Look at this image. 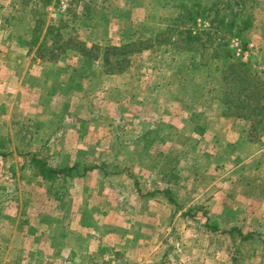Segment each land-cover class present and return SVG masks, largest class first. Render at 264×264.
I'll return each mask as SVG.
<instances>
[{"label":"rangeland","instance_id":"1","mask_svg":"<svg viewBox=\"0 0 264 264\" xmlns=\"http://www.w3.org/2000/svg\"><path fill=\"white\" fill-rule=\"evenodd\" d=\"M27 1L24 12L21 0H0V41L4 48L20 49L16 38L20 31L25 42L34 34L37 40L33 49L49 51L52 45L60 44L54 46L58 56L55 60H48V53L43 55L47 64L45 79L35 90V95L45 101L48 126L38 133L29 149L26 139L17 135L0 137V163L4 166L0 168V264H14L23 257L22 251L9 250L8 244L14 229L26 227L23 222L27 221L37 225L36 233L42 231L39 241L34 235L25 242L17 236L14 245L11 243L12 247H24L27 262L35 257L34 247L42 242L41 247L51 255L60 245L67 248L63 254L76 249L81 255L63 264H264V122H255L264 108L253 111L257 100L264 96V88L256 89L264 83V0H241V7L235 6L239 0H68L67 10L60 14L55 13L58 0H49L43 25L36 30L27 17L31 0ZM197 3L212 6L203 10ZM231 5L235 13L242 12L238 14L241 19H234L235 33L242 20L250 21V27L239 32L240 37H229L225 30L219 33L211 25L215 14H228L226 8ZM190 12L194 18L188 21ZM60 19L68 25L61 31L63 38L55 37L54 31L46 35L48 25H58ZM23 28L29 31L25 35ZM185 31L195 36L190 50L183 42L176 43L180 42L177 32ZM68 33L75 46L80 43L81 49H94L98 56L95 63L85 62L86 69H81L78 50L65 42ZM138 37L149 39L142 41L150 47L132 53L125 62L120 58L116 61L112 55L114 67L105 66L109 47H122ZM154 38L157 43L149 42ZM213 52H218L222 60L213 59ZM199 68L204 72L199 73ZM58 69L62 73L53 76ZM68 73L73 80L65 89L63 82ZM12 92L0 86V103L16 102L13 95L6 96ZM4 109L0 107V117L6 119L8 112ZM19 116L14 114V120L20 121ZM60 123L61 136L53 133ZM70 123L89 138L99 137L97 142L104 148L107 141L110 153L82 160L91 167H104L105 173L108 170L106 179L112 183V194L127 192L131 180H136L143 195H152L154 203L143 210L142 218L134 213L139 205L133 206L135 203L125 198L120 203L117 199L106 201L108 206L92 201L96 213H103L95 222L86 214L76 217L82 210L79 202L74 207L69 203L65 209L63 198L85 188L81 169V180H73L76 175L65 180L68 192L61 200L54 202L41 194L44 191L54 197L60 178L51 185L31 169H24L26 158L22 153L45 145L41 156L52 167L65 163L66 158L73 162L72 156L65 153L77 145L66 133L68 127L64 125ZM15 124L11 123L10 129ZM19 130L20 126L15 129ZM117 133L120 138L106 139ZM141 133L147 136L137 144L136 155L130 157L135 137ZM124 140L127 144L118 150L116 147ZM125 157L129 159L125 161ZM140 166L152 169L141 170ZM124 175L130 181L128 185ZM89 178L96 180L94 174ZM167 188L173 203L158 194ZM140 202L147 203L144 199ZM18 213L16 225L14 216ZM126 213L134 221L154 224L158 229L136 228L138 237L124 240L119 233H110L93 241L104 249L100 252L105 257L110 253L106 261L100 253L91 259L85 257L76 241L81 238L86 242L91 233L99 232L98 221L102 225L116 221L117 226H125ZM56 230L62 241L52 239ZM105 230L103 227L102 232ZM131 243L142 248L132 253L128 250ZM29 247L33 249L30 255ZM53 262L52 258L46 264Z\"/></svg>","mask_w":264,"mask_h":264},{"label":"crops","instance_id":"2","mask_svg":"<svg viewBox=\"0 0 264 264\" xmlns=\"http://www.w3.org/2000/svg\"><path fill=\"white\" fill-rule=\"evenodd\" d=\"M254 1L256 2L259 0H254ZM208 3H210V1ZM211 6L212 5L208 6L207 4H203L202 6L200 5L199 8L202 7L203 10H206V9L209 10V8L211 9ZM10 36L11 35L9 34L8 37L10 38ZM261 37H262V41H264V32L262 33ZM1 43H4V42L0 41V75L3 74L4 76L0 77V86L4 85L5 89L9 90V92L13 91L11 94H8V95L6 94V96L11 97V95H13L16 102L15 101L12 102V105L9 104V101H6V100L2 101L0 103V107L4 106V107H6V109L10 108L12 106V109H11L12 111L11 110L7 111L6 109H4V113L8 112V114H7L8 116L6 117V119L5 118L3 119L2 116L0 117V137L8 136V135H10V137H14L15 135H17V137L19 139H21V138H23L24 140L26 139L24 141V143H25V146H27V148L29 149V148H32L33 143L35 142V140L38 136V133H41L45 129V127L48 126V125L45 126L46 121H47L46 120L47 119V117H46V106L44 105L45 101L42 98V96L37 97L35 95V90L39 89L38 87H39L40 82L44 81V79H45L44 70H45V68H47V64L43 60L44 57L43 58L40 57V55H39L40 52L37 49L28 50L26 48L20 47L19 45H17V47H19L20 49H17L14 47H11L9 49H5L3 44H1ZM15 51H17V52H15ZM21 61H22V64H21ZM25 61H27L26 64H25ZM35 66L37 68L36 71L34 70ZM33 71H34L35 75L33 74ZM31 111H35L34 114L33 113L31 114ZM18 113L21 114L22 117H20V116L18 117L20 121H15L13 115L18 114ZM25 122H28L29 124H33L34 126L33 125L26 126V125H24ZM6 123H8V124H6ZM11 123L12 124L17 123L18 125L15 124L10 129ZM61 125L63 126V124H61V123L57 125L58 129H55L53 132V133H55V135L61 136V134L63 132L60 128ZM84 125L85 124H83L82 127H84ZM18 126H20V130L16 132L15 129ZM30 126H31V128H30ZM64 126L68 127V130L66 132V133H68L67 136H72V139L76 140V143H77L76 147L68 148L65 152L66 154L72 156L71 160H73V162H74V160H77V159L93 160L94 158H97L98 156L100 157V154H101V156H103L104 152H106L107 154H108V152L109 153L111 152L110 147H107L108 146L107 141H106V148H104V146L102 147V145H100V143L97 142L99 137L98 138H89L88 135L85 133V131H82L81 129L79 130V128H77V125H75L74 123H70V125H64ZM104 134H106V133L104 132ZM67 136H65L63 139H66ZM115 136H117V137H115ZM115 136L114 137H112V136L107 137L106 136V139L120 138L119 137L120 135L118 133ZM146 136L147 135L145 133H141L140 135L135 137V142H134L135 146L133 147L134 152L132 153V155H130V157L136 155L137 144H142L143 143L142 139H144ZM44 141L46 142V140H44ZM126 144L127 143L124 140L121 142V144H118L119 146L116 148H118V150H119L120 148H124ZM43 146H45V145L35 146L33 148V150L29 153L39 154V157H42L41 156V150H42L41 148H43ZM54 152H56V150H54ZM8 153L13 154V152H11V151H8ZM25 153H27V151H23L22 154H25ZM56 154H58V153H56ZM128 159H129V157H125V161H127ZM73 162H69V158H68V163L70 166L73 164ZM0 164H1L0 168L1 167L4 168L3 164L2 163H0ZM24 166H25L24 169H27V170L30 169L27 161H26ZM106 166H107V164H106ZM94 167L95 168L90 170L85 176L82 177V178L85 177V180H86L85 184L83 185V186H85V188L83 187L84 189L81 192L70 193L68 196H65L66 198L65 197L63 198V200L66 202L65 209H68L67 204L73 203L72 206L74 207V203L79 202L81 204L82 210L77 213L76 217L79 219L80 216H83L86 214L87 217H89L90 221L93 220L95 222V218H99L100 216L102 217L103 213L102 214L96 213V212H98V210H97V207H95L94 205L91 204L92 201H96L97 203L102 202V203H104L103 205H107L108 203H106V201H113V199H117L118 202L120 203L125 198V201L127 199H128L127 201H129V199H130V201H133L135 203L133 206L139 205V208H137V207L135 208L134 213H139L141 215L140 218H142L143 210L146 209L148 204L154 203V200L151 199L152 198L151 194L149 195L146 193V195H143L139 191V184H138L139 181L136 182V180H134V181L131 180L132 181L131 182L132 183L131 188H127L126 189L127 192H125V193L119 192L115 196L114 194H112V183H110L106 179V175H109L108 170H106V173H105L104 167H98L97 165H94ZM127 167L129 170L130 165H127ZM139 169L151 170L152 168H146L145 166H140ZM93 174L96 176V180H95V178H91L94 180V182H92L91 179L89 178L90 175H93ZM123 177L125 178L124 180H126V182H128L125 185H128L130 182L129 179L127 178L126 175H124ZM82 178H79V179L81 180ZM73 180L76 181V177L73 178ZM119 191H121V190H119ZM120 193H122V194H120ZM41 194H43L46 199H50L51 201L55 202V200H57L53 196L52 197L48 196L49 194L45 193L44 191ZM158 194L163 195L165 197V199L168 201L166 196L163 193H161V191H159ZM140 199H144L147 203H143L140 205V203H141ZM30 200H31V198H30ZM171 203H173V202H171ZM142 207H143V209H141ZM109 208H111V206H109ZM124 210H125V208H124ZM126 210H128V209H126ZM263 211H264V209H263ZM58 213H61V210L58 211ZM69 215L72 216V214H70V213H69ZM126 215L128 217L126 224H125V226L122 225L121 227L116 225V223H117L116 221L114 223L106 222V225H102V224H100V221H98V225L101 228V230L99 232L97 231V233L96 232L91 233L93 236H91V235L88 236V239L86 242H82L83 240L81 238L76 241L78 246H81L80 250L82 251V254L85 257H87L88 259H91V258L97 256L98 255L97 253H100L102 255V257L104 258V260L106 261L107 258H109L110 253H106V257H105L102 254V252H100L101 250H104V249L99 246L100 245L99 243L95 245L94 244L95 242H93L94 240L96 241V239L98 240V239H100V237L106 238V235H108L110 233H115V234L119 233L120 234L119 236L122 237V239L124 240L130 236L138 237V235H136V232H137L136 228H141V230H144L146 228H150V229H154V230L158 229L157 227H155L154 224H145V223H142V221L138 222L137 220L134 221L132 219V216H129L131 214L126 213ZM14 218H16V220H17L16 221V225H17V223L19 221L18 220L19 213H18V216L16 215V216H14ZM4 219H6V218H4ZM23 223H25L27 226L25 227L22 225L23 227L20 230V229H17L18 227H16V225H15V227H16L14 229L15 233L12 235V238H9L10 239V242L8 244V247H10L9 250H13L14 252L17 251L19 253H21V251H22V253H23L22 254L23 257L20 259H17L14 264H46L48 262H52V258L54 261L53 263L63 264V263H65V261L67 259H70V256H74V258L71 259L72 262L75 259H79L81 257V255L78 254L76 249L75 250L71 249L69 252L63 254V250L67 251V248H65V247L62 248V245L59 246L58 250L55 249V252L53 253V255H51L52 252L45 249V247H41V245L43 243L40 242L38 247L37 246L34 247V249H35V255L34 256L35 257L30 258V260L27 262L28 257L26 258V260L24 259V257H25L24 252H23L24 247H22V248L12 247V245H14V242H13L14 238H17V236H20L22 239H24V242H25V240H27V239L31 240L32 236L34 235V238H36L39 241L40 236H42L41 235L42 231L40 230L39 233H36L38 231V229L36 228L37 225L33 226V224H34L33 222H32V224H30V222H28V221L23 222ZM79 224H81V221ZM77 225H78V223H77ZM103 227L106 229L105 230L106 232H102ZM100 233L102 234V236H100ZM42 234H44V233H42ZM57 234H58V231L56 232L55 235H53L54 238H52V239H54L55 241H60V239H61V241H62V238H60L58 240L59 236ZM95 235H97V237L93 238ZM60 237H61V235H60ZM109 237H111V236H109ZM138 242H139V240H138ZM11 243H12V245H11ZM140 243L142 245L144 244L142 242H140ZM79 244H81V245H79ZM134 245H136V248L132 247ZM116 248L118 250H121L120 247H116ZM141 248H142L141 245L131 243L128 250H131L130 252L135 253L138 249H141ZM28 249L30 251L28 253V255H30L31 250L33 251V249H32V247H29ZM107 250H109V249H107ZM46 251H48V253H46ZM19 253H17V255H19ZM45 256H48V258H46ZM49 257H50V259H49ZM37 259H38V263L35 262ZM102 263H104V261Z\"/></svg>","mask_w":264,"mask_h":264},{"label":"trees","instance_id":"3","mask_svg":"<svg viewBox=\"0 0 264 264\" xmlns=\"http://www.w3.org/2000/svg\"><path fill=\"white\" fill-rule=\"evenodd\" d=\"M21 4H22V7H23V11L25 12V6L27 4V0H21ZM49 0H31L30 2V7L28 9V14H27V17L32 21L33 25H34V30L38 29V28H41L42 25H43V22H44V13H45V8L48 4ZM247 2V1H246ZM196 6H200L199 3L196 4ZM235 6H239L241 7L242 6V1L239 0L235 3ZM238 7V8H239ZM88 8H86L85 10L87 11ZM226 11L227 13L229 14H224L222 16H218V13L215 14L214 16V19L211 21V25H213L218 31L219 33H222L224 34V30L227 32L228 36L229 37H240V34L239 32L242 31V30H245L248 29L250 27V21L248 19L246 20H242V23L240 25H237V33L234 32L233 28L235 27V23H234V19H237V18H240L238 14L242 13V12H234V9H233V6H229L228 8H226ZM194 18V15L190 12L188 14V21H191L193 20ZM241 19V18H240ZM66 21V20H65ZM63 21V19H60L59 22H58V25H48V28L46 30V35H49L50 31H54V36L57 37V38H63L62 37V33L61 31L63 29H66L68 27L67 23H63L65 22ZM74 22V21H73ZM18 31H20V28L18 29ZM21 32V31H20ZM20 32H17V37L16 38H19V41H18V45L22 48H26L28 50H32L33 48V45L36 43V37L34 36V31L31 32L32 35V39L30 41H23V39L21 40V37L19 35ZM29 31L27 30H24L23 28V34H27ZM15 34V33H13ZM69 34V39H65L66 41V44H68L69 48H72V46L74 48H76V50H78V54H79V57H78V61L81 62L80 64L81 65V69H86V63L88 64H93L96 62L98 56H96V53L94 54V49H81L82 47V44L78 43V46H75V44L72 43V38L71 37V33H68ZM170 34H173V32L170 31ZM61 35V37H60ZM177 35L179 37L178 40H180V42H176L177 44L179 43H184L185 44V48H189V50L191 48H193V45L192 46H189L190 43L193 42L195 36L190 32V31H185V32H177ZM157 39V38H156ZM156 39L154 38V40H150L149 42L151 43H157ZM142 40H149V39H143V38H136L135 40H130L127 44L123 45L122 47H109L107 50H106V53H105V57H104V63H105V66L106 67H114V65L112 64V61H111V56L113 55V58L117 57L116 61L119 62V60L121 59L123 62H125L126 58L130 57V55L132 53H135L136 51H141L143 50L144 48H148L150 46L148 45H143L144 42ZM61 41V40H60ZM242 43L245 45V41L244 40H241ZM43 43H45V41H42ZM63 43V41H62ZM61 43V44H62ZM60 43H56V45H52L51 49L49 51H46V50H38L40 53V57L43 58V55L45 56V54H49L50 57H48L47 59L48 60H52V59H56L58 56L56 55L55 56V51H56V47L54 46H58ZM188 44V45H187ZM193 44V43H192ZM177 47V46H176ZM175 47V48H176ZM134 49V50H133ZM187 51V50H186ZM93 52V53H92ZM201 57V56H200ZM212 57L213 59L215 58H218L220 57L218 52H213L212 53ZM120 58V59H119ZM223 57H220L219 59L222 60ZM64 59V58H63ZM242 66V65H241ZM90 70V73H93V69L92 68H89ZM198 72L199 73H203L204 71L199 68L198 69ZM59 73H62V70L61 69H58L54 74L53 76L55 75H58ZM73 78H71V75H69L68 73V78H67V81H64L63 82V85H66L65 86V89L67 87V84L70 85V83L72 82ZM260 82L257 86H256V89L257 90H262V88H264V83ZM262 85V87H260ZM68 89L70 90V87L68 86ZM56 93V91H55ZM54 93V94H55ZM53 94V95H54ZM264 96H261L260 99L257 100V104L255 105L254 107V110L255 111L257 108L258 109H263L264 108ZM263 98V99H262ZM260 101H262V107L259 105L260 104ZM258 116L257 119H255L257 122V124H261L262 122H264V113L261 114V115H256ZM21 140H23V138H21ZM146 147H147V142H146ZM23 157L26 158V161L28 162V165L30 167V169L34 172V174L36 176H39L41 177L42 179H45V180H48L49 182H51V185L53 184L54 181H56V179H59L60 178V183L58 185V189H55L54 191V197L57 199V200H61L62 197L64 196V194L66 195V193L68 191H66V187H67V181H65L67 178H71L73 175H76L77 177L76 178H80L82 175H86L90 170H92L93 168L95 167H91L89 166L88 164H86L83 160L81 159H77V160H74L73 164L70 166L69 163H68V158H67V161L64 163H62L60 166H54L52 167L51 165L48 164V161L46 158L44 157H39V154H35V153H25L23 154ZM27 158H29L27 160ZM78 169H81V172L82 175L80 176V173L78 171ZM72 179V178H71ZM66 191V192H65ZM161 193H163L166 198L168 199V201L171 203L173 202L172 201V198L170 196V193L168 191V188L167 189H163L161 191ZM74 258V256H70V260ZM94 264H97V263H94Z\"/></svg>","mask_w":264,"mask_h":264},{"label":"built area","instance_id":"4","mask_svg":"<svg viewBox=\"0 0 264 264\" xmlns=\"http://www.w3.org/2000/svg\"><path fill=\"white\" fill-rule=\"evenodd\" d=\"M68 8V0H58L56 4L55 13H63Z\"/></svg>","mask_w":264,"mask_h":264}]
</instances>
